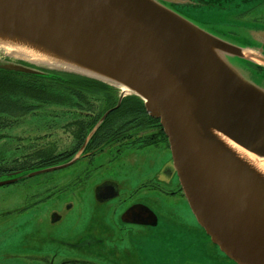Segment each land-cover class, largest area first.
Instances as JSON below:
<instances>
[{
  "label": "water",
  "instance_id": "obj_1",
  "mask_svg": "<svg viewBox=\"0 0 264 264\" xmlns=\"http://www.w3.org/2000/svg\"><path fill=\"white\" fill-rule=\"evenodd\" d=\"M0 21L17 33L42 35L68 56L59 55L86 63L103 76L58 69L122 84L140 97L148 114L159 119L198 225L234 263L264 264V187L207 135L215 128L264 157V88L227 61L239 56L260 64L242 52L248 48L226 42L155 0H0ZM0 69L42 73L14 62L0 61ZM11 181L0 180V185ZM121 219L155 226L158 216L135 203Z\"/></svg>",
  "mask_w": 264,
  "mask_h": 264
},
{
  "label": "rangeland",
  "instance_id": "obj_2",
  "mask_svg": "<svg viewBox=\"0 0 264 264\" xmlns=\"http://www.w3.org/2000/svg\"><path fill=\"white\" fill-rule=\"evenodd\" d=\"M155 1L185 16L202 29L219 36L226 42L239 47L245 46L254 54L264 57V0ZM3 52V49H0L1 62H14L39 71L45 70V68H39L40 66L36 63L15 59ZM228 59L227 61L243 78L264 88V67L259 70L253 66L252 62L250 63L247 59L239 56H229ZM256 62L264 64L259 60ZM52 69L57 70L58 68ZM66 71L71 72L70 70ZM100 82L103 81L100 80ZM110 86L112 87L110 92L117 96L121 95V90L118 87L113 84ZM56 92L60 94L59 101L36 104L38 106L36 114L28 111L18 116L17 114L22 112L15 110L18 118L14 126L8 119L9 113L0 114V124L6 126L0 128V133L3 135L0 139V167L6 171L8 169L7 172L0 173V179L4 180L10 176L13 159L11 151L14 142L10 136L12 133L47 132L50 139H60V143L68 144L71 142L69 134L61 129L60 125L71 118L83 117L88 110L91 115L101 111H98L94 106L84 108L82 104L77 103L91 102L98 105V102L103 103L102 101L106 97L104 94L86 95L84 99H81L83 101H80L67 91L58 89ZM25 102L34 103L36 101L26 100ZM154 123L156 124L155 121ZM159 126L158 124L154 125L156 128L154 131L159 134L157 140L158 142L164 141L166 144V138L159 132L161 127ZM36 128L39 130L36 131ZM145 128L147 132L153 130V127L146 126ZM163 146L162 144L148 145L142 151L139 149L123 151L117 160L111 162L106 168L100 169L96 175L102 178L116 179L119 182L123 180L126 181L124 184L127 187L135 188V184L155 176L165 161L170 163L169 149L164 150ZM21 159L17 158L19 164H21ZM159 177L162 179L165 177L163 171ZM66 179L68 176H66V170H63L0 185V264H39L42 257L46 254L51 256L53 253L56 254L52 264H57L63 257L78 258L81 256V251L77 246L68 247L63 241L61 244L50 242L46 240L48 232L53 231L54 236L65 238L66 235L76 236L77 229H85L88 225L96 228L97 224L104 223L103 226H105L108 223L111 227H115L113 226L117 222V218L114 216L115 212L109 210L110 207L105 204L93 206L87 201L84 203L72 201L73 208L66 212V198H70V195L63 197V194L68 192L65 190L62 192L63 194L49 197L44 202L23 211L19 212L15 209L21 206L25 199L27 201L31 199L33 183L46 180L65 181ZM177 186L178 180L175 175L172 187ZM136 196L148 203L147 205L157 214L160 221L155 228L147 226V231L141 232L138 239L134 237L131 239V244L138 256V262H135V256L133 261L124 257L126 264H234L196 225L195 218L183 194L170 195L154 191V189L142 188ZM53 211L61 214L62 212L66 213L62 214L63 216L58 222H53L51 216ZM106 220L108 222H105ZM167 224L168 228H164ZM139 239H142L143 242L141 243ZM86 253L87 256L91 255L107 262L117 263L101 253L85 252V255ZM105 261L104 264H106Z\"/></svg>",
  "mask_w": 264,
  "mask_h": 264
},
{
  "label": "flooded vegetation",
  "instance_id": "obj_3",
  "mask_svg": "<svg viewBox=\"0 0 264 264\" xmlns=\"http://www.w3.org/2000/svg\"><path fill=\"white\" fill-rule=\"evenodd\" d=\"M256 68L262 70L261 67L257 66ZM17 104L27 106V108L34 106L30 112L32 111L36 114L38 108L36 104L38 105L39 103L19 102ZM77 104H82L84 108L94 106L98 111H100V106L103 105L101 102H98V105L88 102H78ZM105 112L107 113L102 122V120L100 121L102 115L99 114H104ZM145 112L147 113L146 109ZM109 113L110 110H105L104 112L100 111L91 115L88 110L83 117L71 118L61 124V129L69 134L71 142H68V144L60 143V139H50V135L47 132H39L38 128L35 129L38 132H20L10 135L13 138L11 140L14 141L11 151L13 159L10 167V176L7 178L13 180L10 183L63 170H66V176H68L65 181L46 180L33 183L31 186L33 190L31 199L29 201L25 199L21 206L15 208L17 211L20 212L31 206H36L49 197L60 193L63 194L62 192L65 190L68 192L63 194V197L70 195V198H66V212L73 208L72 201L77 203L87 201L93 206L105 204L110 207L109 210L115 212L114 216L117 218L116 225H113L115 227H111L108 223L105 226H103L104 223L102 225L96 223L98 226L96 228L88 225L85 229H77L76 236L66 235L65 238L56 237L53 235V231H49L46 235V240L60 244L63 241L68 247L77 246L80 249L79 251H81V256L78 258L63 257L59 259L57 264H104L105 260L91 255L87 256L85 252L104 254L118 264H126L124 257H128L133 261L135 256V262H138V256L131 244V239L133 237L138 239L141 232L147 231V226L157 227L160 220L158 217L155 226L127 222L121 219L122 212L135 203L148 204L136 196L142 188L154 189V191L170 195L183 194L181 193L182 189L179 182L177 187H172L176 173L173 169L171 158L170 163L165 161L161 165L155 176L153 175L145 181L135 184V188L127 187L124 184L126 181L122 180L119 182L116 179L102 178L96 175L100 169L106 168L111 162L117 160L123 151L136 149L142 151L148 145L158 146L161 144L164 145V150L169 149L167 137L164 133L167 146L164 141L158 142L157 140L159 134L154 131L156 129L154 125L157 123L149 122L136 125L141 122L140 118L142 117L135 116L132 117L133 120L131 122H126L128 119L124 117L114 118V120L112 118L110 120L114 122L110 124L109 119H106ZM9 114L10 117L8 119L9 121L11 120L12 126H14L17 123L15 121L18 116L25 113L19 112L18 116H16L15 107H13ZM145 119L150 121L148 117H145ZM145 125L150 128L153 127V130L147 132ZM45 128L47 127L45 126ZM168 151L171 157L170 150ZM17 158H22L21 164H19ZM59 165L61 166L54 170L39 172L44 168ZM162 171L165 175L163 179L159 177ZM66 212H62V214L64 215ZM62 214L53 211L51 214L53 217L52 221L58 222L62 218ZM105 222L108 221L106 220ZM196 225H198L197 222ZM164 228H168V224ZM139 240L141 243L143 242L142 239ZM135 241L137 242L138 240ZM55 254L53 253L51 256L46 254L41 258L39 264H52ZM105 263L117 264L110 261H105Z\"/></svg>",
  "mask_w": 264,
  "mask_h": 264
},
{
  "label": "trees",
  "instance_id": "obj_4",
  "mask_svg": "<svg viewBox=\"0 0 264 264\" xmlns=\"http://www.w3.org/2000/svg\"><path fill=\"white\" fill-rule=\"evenodd\" d=\"M41 71L42 73L40 74H33L0 69V114L10 113L13 107L22 113L30 111L34 106L27 108V106L17 104L26 100L39 101L38 103L59 101L60 94L56 91L60 89L61 91H67V93L75 95L80 101H83L81 99H84L86 95H106L104 101H102L103 105L100 106L99 110L102 112L110 110V113L106 116L110 124L114 122L110 120L112 118L114 120V118L124 117L128 119L126 122H131L133 120L132 117L138 116L144 120L140 118L141 122L136 125L154 121L158 126L160 125L157 118L145 112L142 99L135 94L125 95L119 99V96L109 91L112 87L107 83L100 82V80L62 70L41 69ZM145 117L150 118V121H146ZM7 125H9L8 122ZM1 127L6 126L0 124ZM159 132L163 135L161 127L159 128ZM2 136L0 133V139ZM3 169L0 167V173L6 171ZM214 245L217 247L216 244Z\"/></svg>",
  "mask_w": 264,
  "mask_h": 264
},
{
  "label": "bare ground",
  "instance_id": "obj_5",
  "mask_svg": "<svg viewBox=\"0 0 264 264\" xmlns=\"http://www.w3.org/2000/svg\"><path fill=\"white\" fill-rule=\"evenodd\" d=\"M13 28L12 25L0 21V49H3L4 54L22 58L38 65L42 64V66L74 68L84 72L92 71L103 76L101 72L96 71L86 63L75 62L68 57L59 55L68 56L66 53H61L54 43L48 42L42 35H35L32 32L21 34L17 33ZM242 52L255 60L261 61L256 56H253L250 50L244 49ZM118 84L113 85L118 87L125 95L132 94V90L122 84ZM207 135L224 156L238 167H242L248 175L254 178L255 182L257 181L264 187V157L247 151L215 128H210Z\"/></svg>",
  "mask_w": 264,
  "mask_h": 264
}]
</instances>
